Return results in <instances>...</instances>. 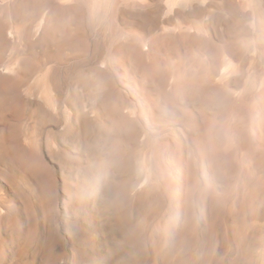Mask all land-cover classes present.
Listing matches in <instances>:
<instances>
[{
    "label": "rangeland",
    "instance_id": "1",
    "mask_svg": "<svg viewBox=\"0 0 264 264\" xmlns=\"http://www.w3.org/2000/svg\"><path fill=\"white\" fill-rule=\"evenodd\" d=\"M84 25L100 52L84 42L81 53L62 58L55 74L68 78L62 85L64 102L87 107L97 78L77 74L106 60L108 81L102 82L111 83L112 98L121 107L128 161L133 169L143 165L149 172L139 185L145 194L138 200L131 192L119 195L128 176L119 172L98 186L84 183L78 170L104 156L83 131L63 141V154L43 161L29 141L7 139L0 157V264H264V202L251 193L264 180V111L256 98L247 106H219L206 102V96L175 94L170 80L159 75L167 58H149L145 52L141 57V49L127 55L121 49L122 26L113 39L107 37L109 27L104 33L90 22ZM23 106L3 112L0 139L3 129L26 124ZM231 110L246 113L249 123L236 120ZM60 129L51 119L42 125V151L51 142L50 132L59 135ZM99 137L107 139L102 129ZM84 185L86 197L79 201L75 196ZM122 217L126 222L120 230L116 223Z\"/></svg>",
    "mask_w": 264,
    "mask_h": 264
},
{
    "label": "bare ground",
    "instance_id": "2",
    "mask_svg": "<svg viewBox=\"0 0 264 264\" xmlns=\"http://www.w3.org/2000/svg\"><path fill=\"white\" fill-rule=\"evenodd\" d=\"M105 1L110 2L106 5ZM105 1L0 0V119L8 108L20 105L27 108L26 124L17 129H3L0 157H5L7 139H23L32 143L34 152L41 161L53 159L65 151L63 141L77 137L83 131L92 140L93 149L104 156L102 161L90 164L87 169L78 170L84 183L88 181L90 185L98 186L110 174L123 173L128 176L119 186L122 193L119 195L128 196L131 192L132 198L138 200L145 194V190L140 189L139 185L144 177L148 179L149 172L143 165L133 169L131 160L128 161L130 152L125 138H122L123 119H118L121 107L112 98H115V94L113 95L111 83L106 86L102 82L108 81L106 60L92 71L83 72L82 69V73L77 74L78 77L93 74L97 78L92 83L93 95L88 93L90 100L87 107L78 109V103H67L63 99L62 85L68 78L55 74L57 67H60L58 65H62V58H72L84 42L92 43L96 52H100L98 45L94 43L95 39L91 40L92 35L88 34L85 23L90 22L93 29H100L104 33L107 27L111 28V34L108 33L107 37L113 39L118 37L117 31L122 26L123 34L120 35L123 46L120 45L127 55L130 56L132 50L136 53V50L138 52L141 49V57L142 52H145L149 58H159V55L163 59L167 58L164 71L159 64L162 68L159 69L162 71L161 74L159 71V75L164 74L170 80L173 93L206 96V102L208 99L209 104L219 106L230 102L234 106L237 105L234 102L247 106L251 99L256 98L254 103L258 102L264 111V0H126V5L123 0ZM103 11L105 19L101 17ZM83 49L84 46L82 52ZM5 51H9L8 56H4ZM113 56L110 57L111 64ZM233 58H238L241 63L237 64ZM247 64L251 70L247 68ZM247 70L254 74L247 76ZM37 74L40 76L37 77ZM146 80L145 78L144 81ZM249 108L247 107V111ZM234 112L231 115L236 120H249L245 117L246 113L242 112L244 118L238 113L233 114ZM228 114L230 115L229 112ZM50 119L61 129L59 135L54 131L50 132L51 142L42 151L39 134L42 125ZM226 120L229 121V117ZM2 123L0 121V126ZM225 127L227 128L226 125ZM99 128L107 139L99 137ZM233 131L231 132L234 133ZM259 180L251 193L256 195V201L262 203L264 180ZM86 191L87 187L84 185L82 192L76 194L79 198L75 196L77 200H83ZM117 191L114 192L115 198ZM115 198L109 206L113 207L117 200ZM124 222L125 218L122 217L116 223V228L121 230ZM122 231L125 233V228Z\"/></svg>",
    "mask_w": 264,
    "mask_h": 264
}]
</instances>
